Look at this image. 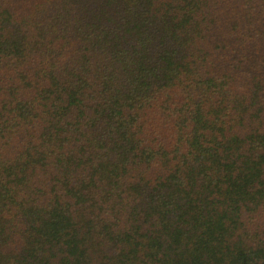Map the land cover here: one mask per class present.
<instances>
[{"label":"trees","instance_id":"16d2710c","mask_svg":"<svg viewBox=\"0 0 264 264\" xmlns=\"http://www.w3.org/2000/svg\"><path fill=\"white\" fill-rule=\"evenodd\" d=\"M0 264H264V0H0Z\"/></svg>","mask_w":264,"mask_h":264}]
</instances>
